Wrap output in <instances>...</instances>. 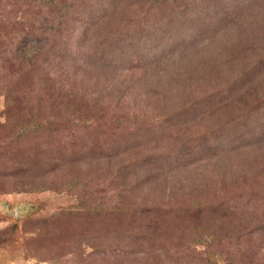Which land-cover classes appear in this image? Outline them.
Instances as JSON below:
<instances>
[{
  "label": "rangeland",
  "instance_id": "374dc122",
  "mask_svg": "<svg viewBox=\"0 0 264 264\" xmlns=\"http://www.w3.org/2000/svg\"><path fill=\"white\" fill-rule=\"evenodd\" d=\"M0 264H264V0H0Z\"/></svg>",
  "mask_w": 264,
  "mask_h": 264
},
{
  "label": "trees",
  "instance_id": "16d2710c",
  "mask_svg": "<svg viewBox=\"0 0 264 264\" xmlns=\"http://www.w3.org/2000/svg\"><path fill=\"white\" fill-rule=\"evenodd\" d=\"M124 48H125L124 50H125L126 52H128V51L130 52V51H131V49H132L133 47H131V46L127 45V47H124Z\"/></svg>",
  "mask_w": 264,
  "mask_h": 264
}]
</instances>
